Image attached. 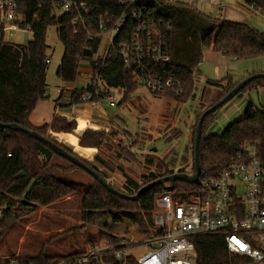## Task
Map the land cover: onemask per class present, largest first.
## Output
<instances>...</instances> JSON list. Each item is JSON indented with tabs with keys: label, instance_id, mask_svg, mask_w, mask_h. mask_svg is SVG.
Segmentation results:
<instances>
[{
	"label": "trees",
	"instance_id": "1",
	"mask_svg": "<svg viewBox=\"0 0 264 264\" xmlns=\"http://www.w3.org/2000/svg\"><path fill=\"white\" fill-rule=\"evenodd\" d=\"M76 1L87 4L96 16L125 14L128 17L127 22L115 37L107 55H99L101 39L88 38L83 29H76L74 33L71 14L56 16L57 0H18L17 12L25 20L22 28H30L32 39L24 45L11 44L5 41V34L0 30V123L18 125L38 133L77 157L107 183L106 176L95 165L105 166L97 154L92 161L84 160L52 137V134H74L77 129L75 121H70L68 116H55L50 124L41 127H34L30 122L37 105L49 98L46 33L50 26H57V36L64 48L57 77L64 84L62 95L69 96L66 108L87 103L82 101L86 95L90 96L88 103L102 102L109 96L111 90L123 94L122 100L116 105L119 108L139 89L137 78L125 72L126 66L121 49L123 43L127 46L131 44V37L138 24L132 18L131 8L140 9L144 16L149 15L152 29L167 40L170 61L156 65L155 71L164 77L172 76L179 81L182 94L164 96L180 103H185L194 96L196 73L204 59V50H211L235 60L264 58V32L241 23L212 20L188 5L168 0H133L132 5L124 6L119 4L120 0ZM254 3L257 8L264 11V0H254ZM145 20L147 19L144 18ZM83 62L88 63L91 69L90 73L85 75L80 70ZM238 83L230 80L227 85L221 86L217 81H208L206 86L220 89V94L204 108V112L222 100ZM86 84L89 86L84 88ZM248 90L264 91V79L254 80L241 92ZM205 92L206 88L202 96ZM61 98L62 96L56 101V109L64 108L59 104ZM213 114L207 116L202 125L199 146V162L202 169L200 180L194 185L180 181L159 185L141 194L137 201L124 200L112 195L97 180L76 165L57 156L47 145L20 132L0 129L1 235L24 217L29 207L34 210L46 208L76 196L77 184L65 179L68 173L76 170L83 172L90 179V183H85L86 189L80 199L81 221L84 227H94L99 231L96 244L101 241L111 244L131 243L149 238L156 233L153 220L156 200L167 191H171L177 201H189L193 195L201 192L206 180L218 177L220 172L248 146L257 145V154L264 161V109H258L249 102L245 113L231 123L221 135L206 136L204 133L212 121ZM198 122L193 134V171ZM107 143L106 131L86 130L79 137L77 145L80 149L94 150L98 153L107 147ZM56 160L68 163L69 168L56 164ZM146 164L155 171L147 176L144 184L141 185L123 174L126 179L124 191L116 190L135 196L143 187L161 178L176 173L186 174L184 169L175 172L156 156H149ZM32 181L33 188L24 198ZM192 241L195 246V264H249L247 259L230 254L221 236H196ZM84 253L62 257H49L44 254L31 258L19 257L37 264H53ZM110 262L136 264L133 258Z\"/></svg>",
	"mask_w": 264,
	"mask_h": 264
},
{
	"label": "rangeland",
	"instance_id": "2",
	"mask_svg": "<svg viewBox=\"0 0 264 264\" xmlns=\"http://www.w3.org/2000/svg\"><path fill=\"white\" fill-rule=\"evenodd\" d=\"M228 2L232 5L233 1ZM245 20L251 28L264 32L263 18L254 15ZM31 39L32 33L28 30L5 34V41L11 44L24 45ZM105 39L101 43L99 55H104L106 50ZM46 45L47 58L50 60L47 69L49 98L40 102L36 117L52 113L60 90L64 87L61 79L57 77L64 52L57 36V26L47 29ZM204 52L205 56L208 54V60L199 65L194 96L185 103L167 96H155L143 88L131 94L127 102L119 108L116 105L122 100L123 94L115 90H111L109 94L114 99L115 106L110 105L109 96L96 104L85 103L89 111L95 109L103 117L113 114L112 122H109L106 131L108 145L96 153L105 166L95 164L106 176L109 185L123 192L126 183L123 174L141 185L144 184L147 176L155 171L146 164V159L151 155L168 164L175 172L184 169L186 174L191 175L194 172L192 145L195 127L200 115L204 113V108L220 94V89L206 86V81L217 80L221 86H225L231 80L229 77L238 82L250 75L264 73L263 57L237 61L231 58H217L218 55L211 50ZM87 67L90 68L88 63L81 64L80 70L84 75V69ZM216 67L219 68L218 76L215 75ZM204 88L206 92L202 96ZM260 91L248 90L237 94L213 114L204 135H221L231 123L245 113L249 102L258 109H264V97ZM66 99L63 98L62 103H68ZM55 163L69 168L66 162L56 160ZM68 174L65 179L77 184V195L50 207L36 210L29 207L24 217L5 233H0V257L31 258L40 254L62 257L86 252L91 246L98 245L96 243L99 231L94 227H84L81 221L80 199L86 189L85 183H90V179L81 171L75 170ZM145 252L147 250L141 249L133 252V255L138 258Z\"/></svg>",
	"mask_w": 264,
	"mask_h": 264
},
{
	"label": "built area",
	"instance_id": "3",
	"mask_svg": "<svg viewBox=\"0 0 264 264\" xmlns=\"http://www.w3.org/2000/svg\"><path fill=\"white\" fill-rule=\"evenodd\" d=\"M17 1L0 0V30L4 34L30 29L22 28L25 20L17 12ZM57 1L56 16L71 14L74 33L76 29H83L90 39L100 38L101 43L107 39L106 56L128 17L125 14L96 16L85 3ZM238 1L245 4L252 14L264 19V11L257 8L254 0ZM132 3L133 0L119 1L123 6ZM131 14L138 24L131 44L121 45L125 72L137 78L139 88L155 96L181 95L183 90L179 81L155 71L156 65L170 61L167 40L152 29L149 15L144 16L137 8H131ZM144 18L147 20L144 21ZM49 63L50 60H47ZM87 86L84 85V88ZM89 100V95L82 98L83 102L88 103ZM109 100L111 106L116 105L111 96ZM256 146L246 147L218 177L206 180L201 192L189 201L175 200L171 191L157 198L153 214L156 233L149 238L131 243L101 242L82 255L53 264H112L111 260L121 262L127 258H133L136 264H195L192 239L206 235L223 237L227 251L247 259L249 264H264V161L259 158ZM141 249L147 252L136 258L133 252ZM0 264L37 263L14 256L0 257Z\"/></svg>",
	"mask_w": 264,
	"mask_h": 264
},
{
	"label": "crops",
	"instance_id": "4",
	"mask_svg": "<svg viewBox=\"0 0 264 264\" xmlns=\"http://www.w3.org/2000/svg\"><path fill=\"white\" fill-rule=\"evenodd\" d=\"M170 2L174 3H180L184 5H188L191 7H194L197 11H199L201 14L204 16L212 19V20H217V21H227V22H233V23H241L249 26L246 22L245 19H248L253 17L254 14H252L246 7L245 4L238 0H231L232 5L228 2L230 0H168ZM247 18H246V16ZM250 27V26H249ZM214 53V52H213ZM216 54V53H215ZM208 54L205 56L204 52V59L202 61L205 62L208 60L207 57ZM218 57H223L221 54H217ZM206 58V59H205ZM227 58V57H223ZM205 60V61H204ZM219 60V59H217ZM235 60V59H234ZM238 61V60H237ZM219 68H215V75H219ZM85 73H90L91 69L89 67L85 68ZM198 74V70L196 75ZM199 76V75H198ZM229 77V76H228ZM199 78V77H198ZM226 78V77H225ZM232 81L233 79L229 77ZM246 78V77H245ZM245 78L241 79L244 80ZM196 79V78H195ZM210 80L206 81L207 82ZM217 81V80H215ZM234 82V81H233ZM240 82V81H238ZM221 88V87H220ZM62 89L60 90V95L58 99L62 96V98L59 101L60 106H64V108L61 109H56V99L55 105L53 107L52 113L49 114L48 116H40L37 115L36 117V112L38 107L40 106L41 103H39L32 113L30 117V122L34 127H41L47 124H50L51 121L55 116H68L70 121H75L77 123V129L72 135H55L52 134V137L57 140L60 144L65 146L66 148L70 149L74 154L77 156L81 157L84 160L87 161H92L93 158L96 155V151L94 150H84L80 149L77 145L79 137L86 131V130H91V131H108L109 128V122H112V115H107L106 117H103L100 112L95 111V109H91L90 111L87 109L86 104L81 105V107L76 106V107H71V108H66L65 106L69 103H62L63 98H67L66 101H69V96L67 94L62 95ZM264 97V91H260ZM92 112V114H91ZM91 114V115H90ZM222 134V133H221Z\"/></svg>",
	"mask_w": 264,
	"mask_h": 264
},
{
	"label": "water",
	"instance_id": "5",
	"mask_svg": "<svg viewBox=\"0 0 264 264\" xmlns=\"http://www.w3.org/2000/svg\"><path fill=\"white\" fill-rule=\"evenodd\" d=\"M257 79H264V73L255 74V75H252V76L245 78L244 80L239 82L235 86V88H233L222 100H220L217 104H215L214 106H212L211 108L206 110L201 115L200 120L198 122L197 130H196L195 144H194V161H195L194 173H192L191 175L176 173L174 175H171V176H168L165 178H161V179L143 187L141 190L138 191V193L135 196H129V195H126L122 192L117 191L112 186H110L103 178H101L96 172H94L93 170L88 168L84 163H82L77 157H75V156L69 154L68 152L64 151L62 148H60L59 146H57L53 142L43 138L42 136H40L36 132L29 131L27 129H24V128H22L18 125H14V124H2V123H0V129H2V130L3 129H9V130H12L15 132H20L22 134L29 136L30 138H32L34 140H37V141L47 145L57 156H59V157L65 159L66 161L76 165L81 170H84L87 174H89L91 177H93L95 180H97L112 195L119 197L121 199H124V200L137 201L141 194H143L144 192H146V191H148V190H150L156 186L174 183L177 181L185 182V183L190 184V185H194L200 180V177L202 174V169H201L200 162H199V146H200V141L202 138V125H203L204 120L206 119L207 116L215 113L218 109L222 108L224 105H226L228 102H230L248 84H250L251 82H253L254 80H257ZM21 176H24V174H21ZM33 185H34V181H32L30 183V185L28 186V189L26 191V194L24 195V198H26L30 194V192L33 188Z\"/></svg>",
	"mask_w": 264,
	"mask_h": 264
}]
</instances>
